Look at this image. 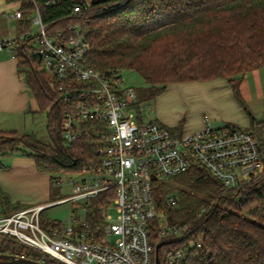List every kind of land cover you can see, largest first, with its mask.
Segmentation results:
<instances>
[{
	"label": "trees",
	"instance_id": "16d2710c",
	"mask_svg": "<svg viewBox=\"0 0 264 264\" xmlns=\"http://www.w3.org/2000/svg\"><path fill=\"white\" fill-rule=\"evenodd\" d=\"M11 1L19 2L23 13L16 22L17 35L28 29L34 4L52 30L81 24L89 47L85 67L101 73L133 71L141 78L142 86L134 89L138 112L168 85L225 80L264 153V124L254 118L240 94L244 76L264 65V0H89L88 11L80 17L70 14L81 0H53L50 6H45L50 0ZM32 51L27 40L19 45L16 71L38 112L46 114L49 143L32 134L17 138L15 132L0 131V167L1 160L12 155L31 159L37 171L51 175L49 203H54L63 199L52 201L53 186L58 184L52 174L79 175L96 169L102 143L82 139L65 145L60 134L65 107ZM160 191L177 197L176 206L167 208L168 223L186 227L180 239H159L157 224L152 223L151 242L164 243L158 252L160 264L170 249L182 250L184 264H264V175L241 190L225 191L208 170L195 167ZM105 197L99 194L86 208L91 231L101 230ZM27 208L0 191V216ZM8 247L24 252L13 245L1 248Z\"/></svg>",
	"mask_w": 264,
	"mask_h": 264
},
{
	"label": "built area",
	"instance_id": "2783aa9c",
	"mask_svg": "<svg viewBox=\"0 0 264 264\" xmlns=\"http://www.w3.org/2000/svg\"><path fill=\"white\" fill-rule=\"evenodd\" d=\"M50 5L53 0L45 3ZM89 7V0H81L71 8L70 17L82 16ZM10 18L20 21L23 13L18 8ZM27 21L29 27L22 34L0 41V52L6 51L16 61L19 45L34 40L37 49L32 54L65 107L63 142L97 139L102 143L98 167L79 174V180H69L72 196L54 204L82 202L86 211L91 200L104 193L106 206L99 232L89 229L85 215L82 220L70 217L67 226L53 223L42 229L40 214L49 205L0 216V255L40 264H155L152 223L157 224L159 239L186 231V227L159 225L155 211L175 207L177 197L173 194L159 201L153 192L156 181L169 182L203 167L230 191L241 190L264 175V153L248 128L208 124L200 131L186 132L159 121L144 122L141 107L139 112L135 107L134 88L124 85L120 72L101 73L85 67L89 47L81 24L52 30L35 4ZM110 208L116 213L113 223L109 222ZM9 245L24 252L1 248ZM184 262L182 250L170 249L162 264Z\"/></svg>",
	"mask_w": 264,
	"mask_h": 264
},
{
	"label": "crops",
	"instance_id": "0c3cea01",
	"mask_svg": "<svg viewBox=\"0 0 264 264\" xmlns=\"http://www.w3.org/2000/svg\"><path fill=\"white\" fill-rule=\"evenodd\" d=\"M18 8L19 2L0 0V18L6 22L8 16ZM6 53V51L0 52V131L15 132L18 119L36 115L38 107L25 85L23 76L16 71V61L9 53ZM207 82L194 83L200 90L199 103L203 107L211 104L226 107L231 113L237 110L243 112L236 104L225 80L216 79ZM177 84L182 86L185 83ZM240 94L254 118L264 124V118H262L264 116V65L244 76L240 85ZM244 118L240 121L232 120L231 123L222 122L223 124L219 126H213V119L204 114L200 121L185 122L182 120L178 124L181 123L186 132L200 131L208 124L212 127L234 125L249 128V119L246 115ZM178 124L168 127H175ZM1 165L0 191L6 194L12 203L29 208L50 204V174L37 171L31 159L20 155L3 158Z\"/></svg>",
	"mask_w": 264,
	"mask_h": 264
},
{
	"label": "rangeland",
	"instance_id": "374dc122",
	"mask_svg": "<svg viewBox=\"0 0 264 264\" xmlns=\"http://www.w3.org/2000/svg\"><path fill=\"white\" fill-rule=\"evenodd\" d=\"M11 14L8 16L6 22H0V41L8 38L9 35H14L16 33V22L13 19H9ZM36 32L33 31L32 35H35ZM32 37V36H31ZM32 49H37V44L34 40H31L28 45ZM7 54V53H6ZM123 77V83L126 87L138 88L142 86L141 78L133 71H123L121 73ZM195 82L185 83L182 86L179 84L168 85L166 91L156 97L155 100L141 104V115L144 122L149 120L159 121L166 126H172L178 124L179 121L185 120V122H197L200 121L203 115H208L209 118H212V125L219 126L224 122H233L240 121L241 118H244V113L237 110L233 113L229 112L226 107L213 106L211 104L203 107L199 103V92L198 86L194 84ZM208 83V82H206ZM244 114V115H243ZM264 118V116H262ZM18 127L16 128V136L20 137L25 134L34 135L42 143L48 144V138L46 135V114L39 113L38 110L36 115L27 116L25 118L18 119ZM219 120V121H218ZM223 120V121H221ZM229 120V121H228ZM233 120V121H232ZM223 122V123H222ZM190 123V122H189ZM52 176L57 181V185L53 186V198L52 201L59 199H68L72 196L71 185L69 180H79L81 175L74 174H64V173H54ZM166 180L162 182L156 181L153 186V192L157 197H163L173 195L175 193H161V189L164 192L168 186ZM162 187L160 188V185ZM176 196V194L174 195ZM162 199V200H163ZM47 208H45L40 214V226L42 229H47L53 223H61L65 226L68 225L70 217H73L75 220H82L85 211L84 205L82 202L72 203L64 202L60 204L50 203ZM156 210V209H155ZM158 223L161 227H166L168 223V213L165 211H155ZM110 217V223L115 221V209L110 208L108 211ZM169 224V223H168ZM183 237V234L180 232L176 236L171 237L175 239H180Z\"/></svg>",
	"mask_w": 264,
	"mask_h": 264
},
{
	"label": "water",
	"instance_id": "95a60500",
	"mask_svg": "<svg viewBox=\"0 0 264 264\" xmlns=\"http://www.w3.org/2000/svg\"><path fill=\"white\" fill-rule=\"evenodd\" d=\"M163 244L164 243H158L155 245V264H159L157 254L159 249L163 246ZM0 264H40V263L28 259L17 258L14 256L0 255Z\"/></svg>",
	"mask_w": 264,
	"mask_h": 264
}]
</instances>
